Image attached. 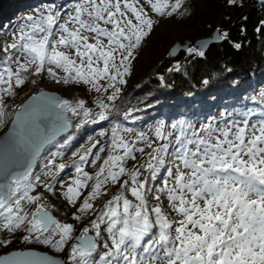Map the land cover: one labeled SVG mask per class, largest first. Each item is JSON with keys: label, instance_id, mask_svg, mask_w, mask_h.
Returning <instances> with one entry per match:
<instances>
[{"label": "snow or ice", "instance_id": "1", "mask_svg": "<svg viewBox=\"0 0 264 264\" xmlns=\"http://www.w3.org/2000/svg\"><path fill=\"white\" fill-rule=\"evenodd\" d=\"M184 3L81 0L65 14L63 5L49 0L26 17L12 43L0 47L5 65L0 69V122L5 98L15 95L29 75L46 74L64 84L91 85L97 93L112 90L105 97L107 103L105 99L98 101L96 112L83 100L72 103L41 95L33 96L17 115L21 126L40 117L48 119L37 127L35 140L30 137L25 141L28 150L16 167L0 166V231L26 232L25 241L49 245L64 252L65 258L13 252L0 257V264H264V110L248 109L238 113V119L202 123L199 128L179 119L171 123V131H166L161 123L155 128L154 140L138 132L130 141L123 134H132L133 129L114 123L110 135L99 132L101 138H109L108 155L94 176L84 170V165H96L101 160L100 153L106 148L97 147L99 140L74 153L78 160L73 159L71 165L57 163L59 153H51L42 170L44 176L59 182L57 178L63 180L60 174L66 168L75 169L70 181L61 184L66 189L67 204L75 209L71 219L81 222L89 215L94 217L78 236H74L73 223H61L48 211L42 196L34 194L41 185L47 192L54 191V184L43 183L41 176L34 175L33 162L43 146L55 143L57 136L69 133L58 144L60 148L72 142L73 122L68 114L78 118L77 131L88 124L109 121L135 52L157 22L153 16L172 17ZM227 36V32L222 33L223 38ZM234 47L240 49L241 44ZM187 52L205 55L195 48ZM179 70V64L170 69ZM260 95L264 100V92ZM134 111L123 112V120L135 121ZM139 143L145 147H137ZM145 148L150 151L145 153ZM93 149H97L95 154ZM136 153L147 158L129 171L125 162L135 160ZM166 158L173 165L166 169L159 194L152 198L159 201L166 195L171 212L178 217L175 221L168 219L162 207L148 203L149 194L156 192L150 181L158 179ZM89 181L91 190L85 195ZM109 184L119 185V194L96 209L94 202L106 194L102 189ZM26 205H35L34 211L26 210ZM10 243L0 240V246Z\"/></svg>", "mask_w": 264, "mask_h": 264}, {"label": "trees", "instance_id": "2", "mask_svg": "<svg viewBox=\"0 0 264 264\" xmlns=\"http://www.w3.org/2000/svg\"><path fill=\"white\" fill-rule=\"evenodd\" d=\"M251 1L235 0V3H231L230 0H185L182 9L172 17L153 16L160 26L153 28L136 50L128 82L115 101V111L109 121L88 124L77 131L75 123L78 118H73L72 135L76 140L60 148L58 144L63 141L64 136L49 146L44 156L52 148H56L62 152L64 159L78 157L74 156V153L81 152L79 143L88 144L90 139L98 135L99 147L104 139L99 136V132L105 131L110 135L113 124L117 122L140 128L155 121L167 125L191 117L198 120L222 106L236 111L244 107H247V110L253 109L254 106L263 108L264 101L260 93L264 92V4H255L246 19L238 24L222 43L212 45L203 57L188 56L183 52L176 58H166L169 48L178 40L208 37L217 27H230L242 13L250 9ZM48 2L49 0H0V47L8 45L6 35L25 12L42 8ZM55 2L58 5H66L62 9L64 10L73 0ZM163 22L167 23L168 27H161ZM236 43L241 44L240 49L234 47ZM177 64L180 65V70L170 71ZM3 66L5 65L0 54V69ZM204 80L209 83L204 85ZM29 81L28 76L27 82L15 90V95L5 98L6 106L0 122V134L7 129L14 112L22 103L40 90L35 85L29 87ZM80 92L83 95H77L76 100L87 102L86 94ZM9 99H13L14 103L11 109L7 110ZM129 109L136 110L133 112L135 121L132 118L123 120V112ZM38 168L40 164L35 170ZM36 194L42 196V202L47 208L61 220L65 219L61 212L64 205L60 198L55 194ZM31 207L35 208V205ZM4 233L0 231V240ZM24 234L15 233L6 251L20 248L42 250L39 243L25 241ZM4 251L3 246H0V255Z\"/></svg>", "mask_w": 264, "mask_h": 264}, {"label": "rangeland", "instance_id": "3", "mask_svg": "<svg viewBox=\"0 0 264 264\" xmlns=\"http://www.w3.org/2000/svg\"><path fill=\"white\" fill-rule=\"evenodd\" d=\"M77 2H81V0H73V3H71L66 9L62 10V12H64L66 14L68 11H71V9L74 7L75 3H77ZM65 6L66 5H64L63 8H65ZM35 10H31V11L25 12L21 16L20 20L15 23L14 27L6 35L7 44H10V43L13 42V39H14L15 35L18 33L20 27H22L26 23V17L28 15H34L35 14ZM64 18L66 19L67 16L65 15ZM153 19H155V18H153ZM156 21L158 22V20H156ZM61 22H63V21H61ZM157 22H156V24L154 25L153 28H156V27L160 26L159 23H157ZM166 24L167 23L163 22V25L161 27H164V28L168 27V26H166ZM90 42H93V41H90ZM166 55H167V53H166ZM131 66H132V61H131ZM14 67H15V65H13V68ZM58 75L59 76H63L64 73L63 72H58ZM129 75L130 74H128L125 77L126 82L128 81ZM29 77H30V81H29L30 83L29 84L27 83L29 87L35 85L38 88H40V90L43 89V90H48V91H54V92L60 94L61 97H66L67 100H69L70 102L76 103L78 101H81L79 99L76 100V96L80 95V94L82 96L83 94L80 92V91H82L83 93L86 94V97H88L87 98V102H85L86 100H83L84 103H85V106L87 108L91 109L93 112L98 111V108H97L98 101L101 100V99H105V97L108 94H111V91H112L111 89H109L108 92H103L102 91L100 93H97L92 88L91 85H84L83 83H75V82H70L68 84H64L62 81L61 82H57L52 77H49L46 74L42 75V76H37V77H33V76L29 75ZM33 81H35V82H33ZM100 83L103 84L105 87L107 86L105 81H101ZM119 87H121V89L123 90V88L125 87V84L124 85H119ZM87 95H89V96H87ZM74 100H76V102ZM105 102L107 103L106 99H105ZM13 103H14L13 99H9V101L7 102V110L11 109V106L13 105ZM4 106H6V103H4ZM240 109H241L240 111H236L235 109H231L230 107L226 108L225 106H222V107H218L215 110V112L210 113L207 116H201L198 120L196 118H194V117H191L190 119H185V120L191 121L197 128H199L202 123H207V122H211V121L222 122V121L225 120V118H227V119L237 118L238 119L239 118L238 113H240L241 111H247V107L240 108ZM253 109H256V110L260 111V110H264V107L261 108V106H254ZM229 113H231V115H229ZM68 118L72 121L73 118H76V117H72L71 113H69L68 114ZM252 119L254 121L256 118L253 117ZM161 123L162 122L155 121L151 125H145V126H142L140 128H134V127L129 126L127 124H121V126L133 129V133L132 134H123L130 141L135 138V135L138 132H144L146 135L149 136L150 139L154 140L155 139V136H154L155 128L158 127ZM170 125L171 124L165 125V130L166 131H171ZM72 131H73V129H72ZM72 131L70 132L71 134H72ZM98 139H99V137L97 135L94 138L90 139V141L91 142H95ZM73 140H76V137H74ZM107 140H108V137L107 136L104 137V139L101 140L103 143L99 146V147L103 146V147L106 148V151L104 153H100L101 160L98 161L96 165H93L91 163H88V164L84 165V170L87 171L89 173V175L94 176L95 172L98 170L99 165L102 164L103 159L107 158V155H108L107 144L109 142V141L107 142ZM90 141H89L88 144H84L82 142L78 144L82 148L81 151L83 149H85V148L90 146ZM137 147H145V145L143 143H139V144H137ZM96 151H97V149L93 150V153L95 154ZM148 151H150V149L145 148V153H147ZM51 153H59V155L56 157V162L57 163H65V164L71 165L73 159L78 160V157L64 159L63 156H62L63 155L62 152L59 151L56 148H52V150L50 152H48L45 156H44V154H45L44 153L43 156L40 158V160H42V161L41 162L39 161L38 164H37V166L40 164V168L35 170L36 167H37L36 166L33 169V171L35 170L36 173H34V172L33 173L36 176H41V180H42L43 183H52V184H54V191L53 192H47V191H45V189L41 185V186H39L37 188V190H36V192L34 194H36L38 192H42V194H45V196H47V195H51L52 196V194H55L58 198H60L63 201V205H64V207L61 209L62 210L61 212L63 213V216L65 218L64 220H61L60 217L57 214H55L51 209H49V208H47V209L49 211H51L57 217V220H59L61 223H68V222L73 223L75 228H76V232L74 233V236H78L79 232L82 231L83 227L87 225L88 221L90 219L94 218V217L89 215L88 217H85L84 220L81 221V222H76V221H73L71 219V216L75 212V209L71 205L67 204V202H66V200L64 198V192H65L66 189L64 187H61V184L70 181L71 177H73L75 175V169H74V167L66 168L65 172L60 174L61 177H63V180H60L59 177L57 178L59 182H54L51 177L44 176L42 170L44 169L45 163L51 158V156H50ZM135 155H136V159L135 160H128V161L125 162L124 166L129 171L135 170L137 167H139L140 164L144 163V161L147 158L146 155L141 154V153H136ZM91 157L92 156L89 157L90 161L94 159V157H93V159H91ZM172 165H173V161L170 158H166L165 168L160 171L159 176H158V178L159 177H161V178L158 181L157 180L156 181H150V185L149 186L151 188L155 189L156 192H154L152 194H149L148 203H149L150 207H155V206L162 207V209L165 211L166 215L168 216V219L171 220V221H175V220L178 219V217H177V215L175 213L171 212L170 204H169V201L167 200L166 195H162L161 199L159 201H156V200H154L152 198L153 195L159 194V192H157V188L162 187V180L167 177L166 169L168 167H172ZM173 171H175L174 168H173ZM144 175H147V173H144ZM141 178H143V177H141ZM123 179H128V177L124 176ZM91 183H92V181L88 182L89 187L84 190V194L85 195H87V192L91 190V188H90ZM102 191L105 192L106 194L102 195L101 197H99L94 202V207L96 209H101L103 207V205L109 199H111L114 195L119 194L120 187H119V185L113 186V185L109 184V185L105 186V188L102 189ZM128 198L129 199H133L130 195H128ZM25 207H26V210H28V211H34V209H35V208H33L31 206H28V205H26ZM104 227H106V226H104ZM20 233H25L24 235H27L26 232H22V231H17L16 232V234H20ZM14 234L15 233H7V232H5L4 233V237H5L4 240L12 241L14 239V237H15ZM90 234H92V233H90ZM33 242H36V241H33ZM39 244H40V247L42 248V251H46V252H48V253H50V254H52L54 256H63V257H65V253L64 252H58L55 248H52L49 245H45V244H42V243H39ZM10 245H11V243L7 244L6 246H3V248L5 249L4 253L7 252L6 250H7V248Z\"/></svg>", "mask_w": 264, "mask_h": 264}, {"label": "water", "instance_id": "4", "mask_svg": "<svg viewBox=\"0 0 264 264\" xmlns=\"http://www.w3.org/2000/svg\"><path fill=\"white\" fill-rule=\"evenodd\" d=\"M255 4H264V0H252L250 4V9L242 13V15L238 17L228 28L217 27L208 37L176 41L169 48L166 58L167 59L176 58L183 52L186 53L188 56H192L188 54L187 52L188 48H195L197 49L198 52L203 51L204 53H206L212 45H218L222 43L225 40V38L222 37V33L227 32L229 34L238 24L244 21L248 16L250 10L255 6ZM41 95L44 97L55 96L58 99L67 100L66 97H61L60 94L54 91H48L43 89L35 94L30 95L22 103L20 108H18L14 112L12 120L9 123L7 129L0 134V166H3L5 168L16 167L18 162L22 160V156L24 152L28 150V146L26 145L25 141L28 140L30 137L35 140L37 138V127L42 126L44 123L47 122L48 119L47 117H40L39 119H36L33 123H30L25 126L18 125L16 121L17 115H19L23 111L25 106L31 102V98L33 96H41ZM56 111H59V109H56ZM72 129L70 130V132L72 131ZM67 134L69 133H64L61 134L60 136H57L56 141H58ZM52 144H45L43 146V148L40 150L39 155L36 156L35 161L33 162V169L37 166L45 150ZM49 212L57 219V217L51 211ZM13 252H33L37 256H46L49 259H57V260L64 259L63 256H54L46 251H42L35 248H20V249L9 250L1 254L0 257L11 255Z\"/></svg>", "mask_w": 264, "mask_h": 264}, {"label": "bare ground", "instance_id": "5", "mask_svg": "<svg viewBox=\"0 0 264 264\" xmlns=\"http://www.w3.org/2000/svg\"><path fill=\"white\" fill-rule=\"evenodd\" d=\"M131 67H132V66H131ZM130 70H131V68H130ZM127 82H128V81H127ZM127 82H126V83H127ZM125 85H126V84H125ZM65 136H66V135H65ZM45 151H46V150H45ZM44 153H45V152H44ZM33 172H34V171H33ZM4 238H5V237H4V234H3L1 240H4Z\"/></svg>", "mask_w": 264, "mask_h": 264}]
</instances>
